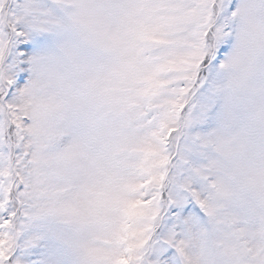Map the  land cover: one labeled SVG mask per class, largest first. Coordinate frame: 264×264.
<instances>
[{"label": "snow or ice", "instance_id": "obj_1", "mask_svg": "<svg viewBox=\"0 0 264 264\" xmlns=\"http://www.w3.org/2000/svg\"><path fill=\"white\" fill-rule=\"evenodd\" d=\"M0 264H264V0H0Z\"/></svg>", "mask_w": 264, "mask_h": 264}]
</instances>
